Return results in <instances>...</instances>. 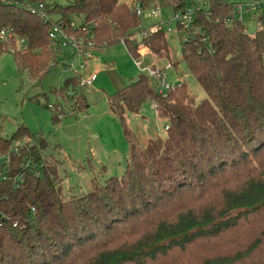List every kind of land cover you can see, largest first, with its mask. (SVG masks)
<instances>
[{"label":"trees","instance_id":"1","mask_svg":"<svg viewBox=\"0 0 264 264\" xmlns=\"http://www.w3.org/2000/svg\"><path fill=\"white\" fill-rule=\"evenodd\" d=\"M31 1L79 25L98 50L122 43L132 58L139 46L167 56L165 32L135 39L140 17L120 0ZM194 1L132 2L162 20L199 6L188 28L175 30L183 34L181 62L205 98L183 81L158 94L143 73L107 95L128 144L120 177L92 179L89 192L66 197L57 162L42 156V136L18 125L0 137V264H264V9L252 14L250 36L228 0ZM0 27L26 41L25 52L11 54L19 71L36 79L55 64L48 25L33 13L0 4ZM76 82L49 91L52 120L85 110ZM146 101L167 129L142 147L124 117Z\"/></svg>","mask_w":264,"mask_h":264},{"label":"rangeland","instance_id":"2","mask_svg":"<svg viewBox=\"0 0 264 264\" xmlns=\"http://www.w3.org/2000/svg\"><path fill=\"white\" fill-rule=\"evenodd\" d=\"M45 1L65 5L67 0ZM120 1L130 7L134 0ZM202 1L196 0L194 3ZM250 1L228 0L235 6ZM205 7L206 5L203 9ZM167 15L162 14V17ZM53 17L55 19L56 15ZM73 19L79 20L74 17ZM139 21L135 39H139L144 32L150 30L155 20L148 13H144ZM241 21L248 32L255 30L256 22L252 13H243ZM166 28L167 26L163 25V30ZM168 29L170 32L164 33L166 57H156L148 52L147 47L139 46L135 58H132L122 43H115L108 48L94 51L90 58L76 59L72 71H63L62 65L71 61V54L65 49L62 52L64 59L47 68L41 77L36 79H31L26 72L19 71L11 55L14 52L1 47L0 137L8 139L18 125H23L33 135L42 136L46 142V147L41 152L42 156L51 157L57 162V175L61 180L63 194H67L66 197L89 192L92 179L102 183L108 177H120L125 168L128 144L122 136L119 121L108 111L106 96L119 91L136 79L139 71L135 67L134 59H140V51L144 50L146 57L141 59V67L154 64L157 68H162L166 64L177 63L166 73L167 82L175 84V79L182 77L191 96L196 100L205 98L202 89L181 62L179 41L183 39V34L176 32L174 23H170ZM80 65L83 67L80 68ZM73 75H78L82 79L95 76V81L90 86L79 89L86 108L69 116L61 114L59 119L52 120L51 110L44 108L46 104L53 106L56 103V99L49 91L62 89L64 79ZM124 118L127 128L142 147L146 142V134L152 135L153 138L157 135L162 138L164 135L162 130L164 121L157 118L149 101L141 105L136 115L127 113ZM156 126L159 130H156L157 134L154 132ZM258 172L260 175L261 171Z\"/></svg>","mask_w":264,"mask_h":264},{"label":"built area","instance_id":"3","mask_svg":"<svg viewBox=\"0 0 264 264\" xmlns=\"http://www.w3.org/2000/svg\"><path fill=\"white\" fill-rule=\"evenodd\" d=\"M1 5L23 8L33 13L43 24L48 25L47 28V40H48V48L53 53V59L55 63L60 59H64L62 54L63 50H69L71 56V61L69 63H65L62 65L63 71H69L74 68V64L76 59H86L90 58L93 55V52L98 50V48L94 45L92 41V36L89 35H81L80 33L84 32V29H80L75 23L66 24L65 22L53 19L49 14L46 13V9L44 4L41 2L35 3L31 0H0ZM132 11L135 13L136 17L142 18L143 11L140 9V6L137 3H132ZM264 9V0H251L249 3L244 5H237L233 8V17L241 20V16L243 13H257ZM199 11L198 5H193L191 7H186L183 13H174L166 20H162L160 18L159 11L157 9H151L149 12L150 17H152L155 21L151 25V29L148 31L156 32L159 30H163V25H166V30L164 32H170L168 29V25L170 23H174L175 25H181V27L185 30L188 28L190 23L191 16L194 13ZM222 22H227L226 20H222ZM80 29V30H78ZM79 32V33H78ZM253 35V31L250 32V36ZM0 44L3 48L10 49L12 52L20 51L25 52L27 50L26 41L19 37L12 29L8 27H0ZM145 51L142 50L139 52L140 59L135 60V67L138 69L139 73H143L151 82L153 90L158 94H166L170 91L174 84H170L166 80V73L171 69V64H166L162 68H157L154 64L148 67H141V59L144 58ZM83 66L80 65V68ZM73 77L77 78L76 86L78 89L88 87L95 80V76L92 75L87 79H82L78 75H73ZM183 78L178 77L175 79V84L182 83ZM68 90L66 94L68 96L72 95V92ZM151 106L154 109V103L151 102ZM167 129V126L163 125V131ZM22 142V141H21ZM6 157L0 156V162Z\"/></svg>","mask_w":264,"mask_h":264},{"label":"crops","instance_id":"4","mask_svg":"<svg viewBox=\"0 0 264 264\" xmlns=\"http://www.w3.org/2000/svg\"><path fill=\"white\" fill-rule=\"evenodd\" d=\"M144 58H146L145 55H144ZM94 81H95V80H94ZM156 130H158V127H157V126H156L155 131H154V132L157 134ZM158 131H159V130H158ZM158 136H159V135H157V136H155V137H158ZM151 137H152V135H150V134H146V138H145L146 140H145V141L147 142L148 140H150V139L153 138V137H152V138H151ZM159 137H160V136H159ZM146 142H145V144H146ZM145 144H144V145H145ZM90 187H91V183H90ZM65 195H67V194H65Z\"/></svg>","mask_w":264,"mask_h":264}]
</instances>
